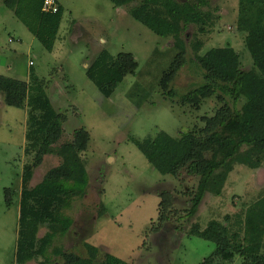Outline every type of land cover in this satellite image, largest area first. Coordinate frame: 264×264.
I'll return each mask as SVG.
<instances>
[{
  "label": "rangeland",
  "instance_id": "obj_1",
  "mask_svg": "<svg viewBox=\"0 0 264 264\" xmlns=\"http://www.w3.org/2000/svg\"><path fill=\"white\" fill-rule=\"evenodd\" d=\"M57 2L63 10L54 48L48 50L6 0H0V76L26 81L28 95L43 82L56 111L67 116L60 143L71 140L76 129L90 133L88 148L80 154L89 184L84 196H73L69 206L60 209L72 220L68 231H57L43 255L21 260L27 250L35 251L27 245V234L35 233L37 249L38 240L58 228L47 221L36 225L30 216L22 222V190L40 183L61 158L45 155L24 181L38 149L28 138L31 116L41 113L31 110L28 99L22 107L5 104L0 91V264H63L57 250L87 257L86 243L99 248V261L109 252L132 264H202L217 245L189 231L196 224L204 229L212 220L235 228L238 218L264 194V167L236 163L220 193L208 192L189 216L199 177L186 169L178 176L162 174L135 141L199 130L205 124L203 116H213L224 104L233 105L228 97L220 102L219 92L199 108L183 104L180 96L203 83L197 57L212 48L231 47L244 70L253 67L246 37L259 10L264 11V0H207L201 9L210 13V19L206 24L192 23L183 33L187 61L171 85L178 94L174 99L163 91L161 80L180 49L173 37L159 35L133 15L138 2L122 6L112 0ZM27 17L25 13L23 18ZM122 52L132 53L138 68L106 96L88 77V69L102 53L112 61ZM245 99L238 101V108ZM165 190L173 195L174 214L162 225L159 203ZM211 264L245 263L236 254Z\"/></svg>",
  "mask_w": 264,
  "mask_h": 264
},
{
  "label": "trees",
  "instance_id": "obj_2",
  "mask_svg": "<svg viewBox=\"0 0 264 264\" xmlns=\"http://www.w3.org/2000/svg\"><path fill=\"white\" fill-rule=\"evenodd\" d=\"M44 0H6V6L14 10L30 31L44 47L52 50L58 33L62 6L57 13L42 10ZM116 6L138 2L133 15L159 35L173 37L180 49L169 70L161 80L163 91L174 99L177 91L171 88L173 81L185 65L186 43L183 33L192 23L206 24L210 13L201 9L207 0H112ZM28 14V19L23 15ZM249 25L246 44L253 58L250 70L242 68L240 55L231 47L212 48L197 57L203 74V83L188 93L181 95L183 104L199 108L202 101L212 98L218 92V100L230 98L232 106L222 105L213 116H203L205 123L195 131L182 132L179 137L161 136L135 141L148 160L162 174L178 176L184 169L188 174L199 177L195 194L191 199L189 216L194 215L204 197L210 191L220 193L227 177L236 163L256 169L264 167V11ZM262 14V19H261ZM34 22V26L29 21ZM199 48V45L196 46ZM138 63L132 53L122 52L116 59L108 61L102 53L88 69V77L96 83L104 95L110 96L128 74H134ZM34 92L28 95L27 82L0 76V91L5 95V104L22 107L26 99L31 110L40 111V116H31V130L28 138L32 146H38L33 166H27L24 181L32 175L34 167L41 165L44 156L56 154L61 163L51 169L44 179L33 188L22 190L21 220L30 216L37 222H51L58 228L48 232L38 240L35 249V233L27 234L29 247L35 251L18 252V260L44 254L53 241L57 231L63 234L72 225V220L63 215L61 207L69 206L73 196L86 194L89 184L88 172L81 161L80 154L88 148L90 133L82 128L76 129L72 139L60 143L63 124L67 116L58 113L52 105L43 82L33 86ZM245 97L241 108L238 101ZM160 224L164 225L173 216L174 200L170 191L160 193ZM33 204H32V203ZM10 205V202H8ZM237 225L222 224L212 220L206 228L197 224L190 235L198 236L217 245L213 255L202 264H211L216 258L230 260L236 254L244 257L245 264H264V194L247 208L245 215L238 218ZM160 228H154L158 231ZM22 240L19 244L21 246ZM88 256L82 257L74 252L57 250L56 254L64 260L63 264H132L107 252L99 261V248L86 243ZM21 254V255H20Z\"/></svg>",
  "mask_w": 264,
  "mask_h": 264
},
{
  "label": "built area",
  "instance_id": "obj_3",
  "mask_svg": "<svg viewBox=\"0 0 264 264\" xmlns=\"http://www.w3.org/2000/svg\"><path fill=\"white\" fill-rule=\"evenodd\" d=\"M42 10L49 13H57L59 11V4L57 0H44ZM12 42V39L10 40Z\"/></svg>",
  "mask_w": 264,
  "mask_h": 264
}]
</instances>
